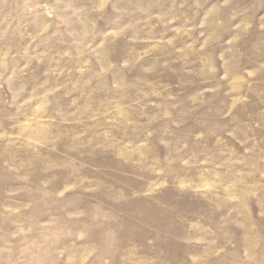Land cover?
<instances>
[{
    "label": "clouds",
    "instance_id": "obj_1",
    "mask_svg": "<svg viewBox=\"0 0 264 264\" xmlns=\"http://www.w3.org/2000/svg\"><path fill=\"white\" fill-rule=\"evenodd\" d=\"M207 3L0 0V264H264V0Z\"/></svg>",
    "mask_w": 264,
    "mask_h": 264
},
{
    "label": "rangeland",
    "instance_id": "obj_2",
    "mask_svg": "<svg viewBox=\"0 0 264 264\" xmlns=\"http://www.w3.org/2000/svg\"><path fill=\"white\" fill-rule=\"evenodd\" d=\"M215 2H216V0H208V3L205 5V7H209V6H211V4H213ZM160 30H162V29H158V31H160ZM170 35H171V33H170ZM123 48H124V46H123L122 43L120 45H118L119 55H123L124 54ZM117 58H119V56ZM147 62H149V63L155 62V57H150ZM174 67L179 68V65H175ZM139 75H142V74L139 73L138 71L137 72H133L129 76V79H133V78H135L136 76H139ZM154 78L160 80L163 83H170L172 85H176L179 82L178 76L176 74H173L172 72L168 71L167 69H161L160 72L158 73V75L156 77H154ZM174 90L175 91H179L180 89L177 88V89H174Z\"/></svg>",
    "mask_w": 264,
    "mask_h": 264
}]
</instances>
